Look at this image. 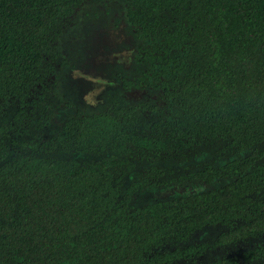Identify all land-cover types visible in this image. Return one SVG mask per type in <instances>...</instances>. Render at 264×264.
<instances>
[{
  "label": "trees",
  "instance_id": "1",
  "mask_svg": "<svg viewBox=\"0 0 264 264\" xmlns=\"http://www.w3.org/2000/svg\"><path fill=\"white\" fill-rule=\"evenodd\" d=\"M0 264H264V0H0Z\"/></svg>",
  "mask_w": 264,
  "mask_h": 264
},
{
  "label": "water",
  "instance_id": "2",
  "mask_svg": "<svg viewBox=\"0 0 264 264\" xmlns=\"http://www.w3.org/2000/svg\"><path fill=\"white\" fill-rule=\"evenodd\" d=\"M122 54L124 56L129 55L128 52H126V53L124 52ZM121 61H123V59H119L118 60L119 63ZM75 74L78 75V76H81L78 72H75ZM83 77L86 78V79H88V80H91L93 82L91 91L86 95V99L90 103L97 102V97L102 93V91L106 87L111 86L113 84L112 82H108V81H105V80H101L100 78H92V77L86 76V75H83ZM134 95L135 96H138L139 95V92H136ZM177 192H180V190H177ZM173 193H174V190L165 191V192L160 193V195L158 196V198H166V197L172 195Z\"/></svg>",
  "mask_w": 264,
  "mask_h": 264
},
{
  "label": "rangeland",
  "instance_id": "3",
  "mask_svg": "<svg viewBox=\"0 0 264 264\" xmlns=\"http://www.w3.org/2000/svg\"><path fill=\"white\" fill-rule=\"evenodd\" d=\"M111 39H118L119 38V30L113 29L112 32L110 33Z\"/></svg>",
  "mask_w": 264,
  "mask_h": 264
},
{
  "label": "flooded vegetation",
  "instance_id": "4",
  "mask_svg": "<svg viewBox=\"0 0 264 264\" xmlns=\"http://www.w3.org/2000/svg\"><path fill=\"white\" fill-rule=\"evenodd\" d=\"M114 48V47H113ZM112 48L110 47V50H111Z\"/></svg>",
  "mask_w": 264,
  "mask_h": 264
}]
</instances>
